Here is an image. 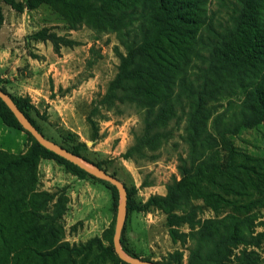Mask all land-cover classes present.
<instances>
[{
	"label": "trees",
	"instance_id": "trees-1",
	"mask_svg": "<svg viewBox=\"0 0 264 264\" xmlns=\"http://www.w3.org/2000/svg\"><path fill=\"white\" fill-rule=\"evenodd\" d=\"M0 1L19 12L47 4L71 25L84 23L98 31L121 33L128 53L111 91L145 109L150 140L163 135L161 129L180 113L189 148L187 157H180L181 179L168 186L167 195L151 196L140 206L128 194V211L165 209L173 237L178 235L177 226L191 223L193 245L187 264L263 262L255 248L261 247L264 232L254 235L253 219L254 211L264 208V159L234 148L229 136L264 124V0H231L228 24L220 26L208 15L209 0ZM10 96L41 132L30 116L36 108L26 98ZM223 98L230 99L220 111ZM0 118L9 127L23 130L1 99ZM64 148L84 158L79 145ZM41 158L55 159L76 175L93 177L35 139L23 155L0 151V264H66L71 258V248L59 243L55 225L63 214L60 203L54 216L41 223L32 222L37 213L25 208L28 194L35 191ZM112 187L118 202L117 188ZM42 194L46 202L52 198ZM196 201H203L216 214L200 222L198 230L195 212L201 207ZM12 242L21 244L10 248ZM121 244L137 258L124 246L123 236ZM110 251L115 252L113 244Z\"/></svg>",
	"mask_w": 264,
	"mask_h": 264
},
{
	"label": "rangeland",
	"instance_id": "rangeland-1",
	"mask_svg": "<svg viewBox=\"0 0 264 264\" xmlns=\"http://www.w3.org/2000/svg\"><path fill=\"white\" fill-rule=\"evenodd\" d=\"M16 1L26 4L29 0ZM230 1L209 0L208 15L216 26L228 24ZM0 7V88L28 99L36 108L30 116L43 135L67 148L79 145L82 159L99 164L101 167H96L123 182L136 204L145 205L151 196H166L168 186L181 179L180 157L188 154L185 121L178 113L161 129L163 135L150 140L145 109L111 91L128 53L126 38L84 23L71 25L47 4L24 7L22 12L2 1ZM229 99L221 100L220 111L226 109ZM229 141L243 153L264 159V124L244 128L229 136ZM33 142L27 131L9 127L0 118V151L17 157ZM35 174V191L28 194L25 208L37 213L32 222L41 223L54 216L60 203L63 214L55 225L59 243L71 248L66 264H122L110 251L121 208L118 189L117 202L113 184L76 175L55 159L41 158ZM43 192L52 198L44 201ZM195 204L201 207L195 212L198 230L200 222L216 214L203 201ZM254 214L253 232L257 235L264 232V208ZM167 218V211L159 207L128 211L121 233L124 246L137 258L161 264H178L174 258H179L187 264L193 245L192 224L177 226L178 235L173 237ZM23 227L24 223L20 234ZM20 244L12 242L10 248ZM240 249L234 250L232 259ZM255 249L264 264V239Z\"/></svg>",
	"mask_w": 264,
	"mask_h": 264
},
{
	"label": "water",
	"instance_id": "water-1",
	"mask_svg": "<svg viewBox=\"0 0 264 264\" xmlns=\"http://www.w3.org/2000/svg\"><path fill=\"white\" fill-rule=\"evenodd\" d=\"M0 99L6 104V106L10 109V111L15 115V117L20 122L22 128L27 131L32 137L43 147L48 150H51L61 156L62 158L68 160L69 162L79 166L83 170H85L90 175L97 177L101 180L110 182L113 184L119 191L121 198V208L117 215L115 233L113 237V245L114 251L116 255L124 262L128 264H161L154 261H149L141 258H134L128 255L121 246V233L123 226L126 221L127 213H128V190L123 182H121L115 176L109 174L103 169H100L86 160L76 156L68 149L54 142L53 140L48 139L45 135L39 132L36 127L32 124L29 118L21 111L16 102L7 92L3 91L0 88ZM86 162V164H85Z\"/></svg>",
	"mask_w": 264,
	"mask_h": 264
},
{
	"label": "bare ground",
	"instance_id": "bare-ground-1",
	"mask_svg": "<svg viewBox=\"0 0 264 264\" xmlns=\"http://www.w3.org/2000/svg\"><path fill=\"white\" fill-rule=\"evenodd\" d=\"M85 164H86V162H85Z\"/></svg>",
	"mask_w": 264,
	"mask_h": 264
}]
</instances>
